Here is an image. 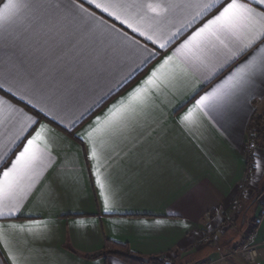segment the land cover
I'll return each instance as SVG.
<instances>
[{"label": "crops", "instance_id": "0c3cea01", "mask_svg": "<svg viewBox=\"0 0 264 264\" xmlns=\"http://www.w3.org/2000/svg\"><path fill=\"white\" fill-rule=\"evenodd\" d=\"M9 2L0 0V99L34 123L0 112V177L40 139L25 194L4 201L0 264H130L94 257L107 241L166 264H243L222 224L252 196L245 185L264 179V149L257 145L249 173L247 151L250 122L264 114V72L226 88L222 101H197L264 53L258 42L230 56L215 41L177 52L230 0L203 10L209 0H150L193 6L148 13L145 35L96 7L105 0H12L19 6L8 10ZM262 193L255 229L249 219L244 226L254 264H264Z\"/></svg>", "mask_w": 264, "mask_h": 264}, {"label": "snow or ice", "instance_id": "6c2138e0", "mask_svg": "<svg viewBox=\"0 0 264 264\" xmlns=\"http://www.w3.org/2000/svg\"><path fill=\"white\" fill-rule=\"evenodd\" d=\"M215 0H209L208 3H201L198 6L203 9H208L214 6ZM251 4L257 6L264 5V0H250V3H243L241 0H230L222 10L219 11L218 15H215L202 27L197 29L192 36L186 40L177 52H182L185 49H203L211 45L215 47L213 43L218 42L226 50V53L230 56H236L241 54L249 48L257 46L259 42L258 51L264 53V9L259 7H253ZM19 5L13 3L12 0L8 4H5V9L11 10L17 8ZM191 3H153L150 0H105L103 4H97V8H102L104 12H107L110 16H114L117 20H121L122 23L127 24L134 32H139L140 35H145V32L141 30L140 23L147 22V27L151 28L152 21L155 17H151L148 13H154L157 16L162 15L165 12L173 10H183L188 7H192ZM143 13V15H140ZM200 13H197L199 15ZM0 13V17H2ZM140 16V20L137 21L136 17ZM134 23L136 26H134ZM148 40H152V35H147ZM231 45V46H229ZM164 47L163 44L160 45ZM172 57L167 58L164 61V67L169 63ZM264 72V56L257 61L254 55L246 64L241 68L237 69L233 76L228 78L225 86L214 90L201 97L197 101V107L207 106L209 101H222L228 92L225 90L228 88H234L236 85L246 82L250 75L255 72ZM157 73L153 72L145 83L152 84ZM141 92L140 88H137L133 96H136ZM7 108L10 112H19L20 116L32 121L31 117L26 115L17 109H14L7 101L0 99V112ZM192 116L191 111L185 120H190ZM99 122V121H98ZM40 139V133L28 141L27 146L24 147L23 151L19 153L15 162L12 164L10 169L3 172L0 177V216L5 215L3 208L5 200H13L18 194H25V186L21 184L24 175L32 169L33 165L39 158V150L36 147V141ZM27 187H30L28 185ZM107 211V208L105 209ZM8 214H11L9 209Z\"/></svg>", "mask_w": 264, "mask_h": 264}, {"label": "rangeland", "instance_id": "374dc122", "mask_svg": "<svg viewBox=\"0 0 264 264\" xmlns=\"http://www.w3.org/2000/svg\"><path fill=\"white\" fill-rule=\"evenodd\" d=\"M264 152V151H263ZM253 185H256V183L251 182ZM251 184V185H252ZM257 187L254 188L250 187L249 185H245V188H249L250 191H246V193H252V196L250 197V199H248L245 202L241 203H236L234 205V208L232 211L229 212V214L225 215V221L222 224V227H227L230 226L231 229V234L237 237V239H234V242L236 240V251H237V258L239 259V261L243 264H249L247 263L244 258L242 257V251L246 248H248L249 246H251L250 243V236H251V232H249L248 230L244 229L245 227V221L246 220H251V227L253 229H255V225L254 223H257V219H253L252 218L255 216L256 213V205L257 203L255 202V198L257 194L261 193L264 189V179H262L259 183H257ZM248 195V194H247ZM260 197V195H259ZM242 198V197H241ZM244 195L243 198L244 199ZM262 202L264 203V198L262 199ZM246 230V232L244 233V231ZM207 239H211V242L213 241L212 235L210 236H206L204 237V241Z\"/></svg>", "mask_w": 264, "mask_h": 264}, {"label": "trees", "instance_id": "16d2710c", "mask_svg": "<svg viewBox=\"0 0 264 264\" xmlns=\"http://www.w3.org/2000/svg\"><path fill=\"white\" fill-rule=\"evenodd\" d=\"M249 138L255 140L256 144L260 148L264 149V114H259V115L257 114L254 115V117L252 118V121L250 122L249 125ZM248 160H249V165H248L249 167L248 173H249L254 170V165H253L254 160L251 155H249ZM262 194L264 195V189ZM103 254L116 255L130 264H145L141 260L142 256L132 253L126 246H121L109 241H107L106 243L105 252L99 255H95L94 257H100ZM149 263L166 264L165 260L159 258L149 259Z\"/></svg>", "mask_w": 264, "mask_h": 264}, {"label": "built area", "instance_id": "2783aa9c", "mask_svg": "<svg viewBox=\"0 0 264 264\" xmlns=\"http://www.w3.org/2000/svg\"><path fill=\"white\" fill-rule=\"evenodd\" d=\"M256 149H257V144H256L255 140L249 138L247 141L248 154L253 156V154H255ZM205 241L210 242L211 239L206 238ZM242 257L249 264L256 263L259 259V252H258L257 247H255L254 245H251L248 248L244 249L242 251Z\"/></svg>", "mask_w": 264, "mask_h": 264}, {"label": "water", "instance_id": "95a60500", "mask_svg": "<svg viewBox=\"0 0 264 264\" xmlns=\"http://www.w3.org/2000/svg\"><path fill=\"white\" fill-rule=\"evenodd\" d=\"M141 260H142L144 263H147V264L149 263V259H148V258H144V257H142Z\"/></svg>", "mask_w": 264, "mask_h": 264}]
</instances>
